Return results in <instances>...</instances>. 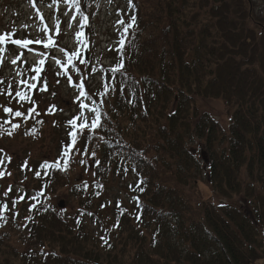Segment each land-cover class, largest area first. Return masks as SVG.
Instances as JSON below:
<instances>
[{"label":"trees","instance_id":"1","mask_svg":"<svg viewBox=\"0 0 264 264\" xmlns=\"http://www.w3.org/2000/svg\"><path fill=\"white\" fill-rule=\"evenodd\" d=\"M126 1L130 16L104 63L93 62L92 41L83 39L80 53L66 44L59 65L67 79L52 72L51 59L43 60L33 80L39 89H27L26 99L0 73V138L46 140L51 127L49 136L59 144L51 158L25 154L12 164L27 177L40 173L35 184L44 197L72 186L75 199L86 204L74 218L52 204L35 207L24 241L13 243L0 232V264H264V21L255 16L254 1ZM89 2L73 4L82 21ZM120 63L123 68L113 71ZM95 64L102 78L97 86L91 82ZM62 81L81 96L90 121L77 124L78 106L61 113L64 101L56 92ZM200 98L222 100L233 110L229 138L211 115L199 116ZM97 118L94 130L80 129ZM70 119L76 127L64 131ZM12 124L20 127L8 135ZM196 138L206 146L213 195L243 197L240 207L217 206L199 191L202 168L188 147ZM90 160L96 162L95 189L81 194L69 169L73 161L76 168L77 161ZM66 162V171L44 167L59 163L63 169ZM125 173L135 177V205L109 212L97 237L83 214H91L85 210L109 177Z\"/></svg>","mask_w":264,"mask_h":264},{"label":"rangeland","instance_id":"2","mask_svg":"<svg viewBox=\"0 0 264 264\" xmlns=\"http://www.w3.org/2000/svg\"><path fill=\"white\" fill-rule=\"evenodd\" d=\"M253 1L255 16L264 21V0ZM129 11L126 0H90L86 15L88 18L86 29L88 27L90 29L87 31L85 29V31L87 32L86 40L88 43L92 41L95 49L93 62L96 64L98 61L108 58L109 55L111 56V49L117 38V32L124 27L130 14ZM75 12L76 8L71 0L68 4H65L63 0H56V3H53V0H0V35L10 37L9 40L0 45V49H3L0 51V73H3V82L5 79L8 86L15 89V93L24 94L27 89L34 88L35 91L38 88L33 80H37L41 76V71L39 73L35 71L36 68L43 70L41 60L51 59L52 72L60 70L61 80L67 79L68 76L66 77L64 71L67 68L64 67L65 69H63L57 61L58 58H61L60 47L66 44L75 47L80 43L76 40L75 34L79 23V21L77 24L74 23ZM14 39L33 42L27 48H21L11 43V40ZM45 44L49 46L45 47ZM13 60L15 63H12ZM96 64L91 74L93 86L102 83L101 72ZM30 85H35V87H30ZM57 89L55 88L56 97L58 95L57 98L64 101L61 113L68 116L69 111L78 106L80 110L76 109L77 124L86 121V119L90 121L88 119L90 117L89 108L82 109L80 107L81 96L67 82H59ZM197 104L199 116L211 115L221 125L225 135L229 138L233 110L222 100L200 98ZM70 121L71 119L66 123L67 126L64 131L70 128ZM71 128L73 129V126ZM50 131L52 132L51 127L45 130L44 138L46 137V140L0 138V159L4 161L0 165V172L5 173L3 177H0V232L9 233L13 243L24 241L25 234L23 233L27 217L35 213V207L52 204L53 207L65 211L66 214L74 218L78 216L79 210L86 205H82L79 200L75 199V194H73L75 191L71 189L72 186L59 191L52 198L44 197L42 190H39L40 186L35 184V179L39 176L27 177L22 170L17 169L16 165L12 164V162L19 164L23 162L25 154L33 160L50 155L54 156L59 144L56 146L57 141L52 142V136H49ZM188 147L193 151L202 168L198 189L203 197L217 206L240 207L243 204V197L222 199L213 195L207 181L205 143L196 138L189 141ZM69 162L71 163L70 160ZM77 163L79 165L75 168L76 162L73 161L72 164L75 165L71 166L73 169H69L73 187H78V192L81 194L85 189L88 193L93 194L96 162L90 160L84 165H81V161H77ZM7 173H11V175ZM108 179L107 185L103 186L104 189L95 193L96 198L92 206L90 205L89 210H85V212L89 211L96 217H92L91 214L86 215L87 213L83 214L90 231L97 237L104 235L109 212L117 206L123 205L133 209L135 205L132 198V191L136 183L134 176L125 173L119 176L112 175ZM191 193L193 194L194 191L191 190ZM84 195L86 196L85 193ZM61 205L64 208L60 209Z\"/></svg>","mask_w":264,"mask_h":264},{"label":"snow or ice","instance_id":"3","mask_svg":"<svg viewBox=\"0 0 264 264\" xmlns=\"http://www.w3.org/2000/svg\"><path fill=\"white\" fill-rule=\"evenodd\" d=\"M63 2H64L65 4H68V3H69V0H63ZM53 3H56V0H53ZM71 3L77 5V7H78V5H79V0H71ZM87 20H88V18H87V17H84L81 26H83V24H86V23H87ZM121 23H123V21H121ZM132 23H133V24L135 23V17H132ZM57 27H58V26H57ZM125 31H127V29H125ZM82 36H83V33H82V32H78V33H76V37H77V38H81ZM9 39H10V37H7V36H5V35H0V45L4 44V43H5L7 40H9ZM32 42H33V41H31V40H19V39L11 40V43H12V44L17 45V46H19V47H21V48H27L28 45L31 44ZM37 42H39V41H37ZM50 43H51V41H50ZM121 43H123V41H121ZM44 46H45V47H48L49 45H48V44H45ZM2 50H3V49H0V51H2ZM75 55H76V52H73V53H72V56H75ZM72 56H69V58H68L69 61L72 59ZM81 62H83V61H81ZM12 63H15V60H13ZM40 63L43 64L44 61L41 60ZM57 63H59V61H57ZM122 68H123V64L120 63V64H118V66H117L115 69H113V71H120ZM35 71H36L37 73H39L40 71H42V69H41V68H36ZM30 87H35V85H30ZM42 90H44V91L47 90L46 85H45V87H44ZM9 94H10V93H9ZM83 94H84V93L81 92V95H83ZM16 95H17V96H20L21 99H26V98H27V97H25L22 93H19V92H17ZM80 107L83 108V107H86V105L81 104ZM12 111H13V110H12L11 108H7V107L4 108V112H6V113H12ZM33 111H34V109H33ZM14 115H15L16 117H20V116H22L23 114H22L21 112H19V111H16V112L14 113ZM7 123H11V122L9 121V122H7ZM70 124L73 126V128H75V127H76V120L73 119L72 121H70ZM98 126H99V120H98V118H97L96 121H94L93 124H92L91 126H89V125L86 124V123H82L79 127H80L81 130L86 129V128H89V127H90L91 129L94 130V129H95L96 127H98ZM19 127H20L19 124H12L10 130H4V131H6V134H8V135H12V134H13V130L18 129ZM33 134H34V133H33ZM70 135L72 136L73 144H75V142H76V132L73 131V132L70 133ZM68 155H69V153H68L67 151H65L64 156L67 157ZM92 155H95V153H93ZM8 160L10 161V158H8ZM3 163H4L3 159H0V165H2ZM44 167H45V168L54 167V168H56L57 170H64V171L67 170V164H65V166H64L63 169H61L59 163H56V164H53V165H49V164L45 163ZM7 174H8V175H11V173H7ZM4 175H5L4 172H0V177H3ZM36 175L39 176L40 173H36ZM10 190H11V189L9 188V191H10ZM5 207H6V206H5Z\"/></svg>","mask_w":264,"mask_h":264},{"label":"water","instance_id":"4","mask_svg":"<svg viewBox=\"0 0 264 264\" xmlns=\"http://www.w3.org/2000/svg\"><path fill=\"white\" fill-rule=\"evenodd\" d=\"M60 208H63V205H61Z\"/></svg>","mask_w":264,"mask_h":264}]
</instances>
